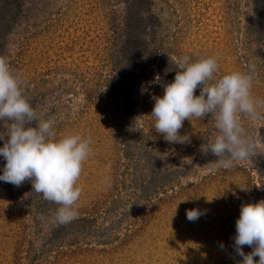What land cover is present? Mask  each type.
<instances>
[{
    "label": "rangeland",
    "instance_id": "obj_1",
    "mask_svg": "<svg viewBox=\"0 0 264 264\" xmlns=\"http://www.w3.org/2000/svg\"><path fill=\"white\" fill-rule=\"evenodd\" d=\"M144 1L145 26L138 35L145 48L136 63L121 50L131 45L123 0H23L1 57L19 74L34 110L54 121L57 137H90L91 154L77 181L82 192L74 224L60 227L59 205L32 191L30 182L15 187L0 181V264H238L242 259L233 249L240 205L264 199V172L256 166L264 152L259 138L264 109L256 120L241 114L252 155L228 169L214 156L194 160L201 144L217 134L210 116L185 120L180 134L189 135L190 143L173 144L155 132L150 113L151 96L164 91L155 82L161 52L173 60L214 56L218 75H252L251 94L264 100V34L257 32L258 24H249L253 0ZM119 71L127 76L122 89L131 99V125L114 84ZM5 163L0 157V174ZM193 208L204 214L189 221L186 211Z\"/></svg>",
    "mask_w": 264,
    "mask_h": 264
},
{
    "label": "clouds",
    "instance_id": "obj_2",
    "mask_svg": "<svg viewBox=\"0 0 264 264\" xmlns=\"http://www.w3.org/2000/svg\"><path fill=\"white\" fill-rule=\"evenodd\" d=\"M172 63L175 76L171 82L155 78L164 90L163 95L151 96L155 132L169 143L187 144L189 135L180 134L183 122L210 116L217 134L201 144V152L211 153L225 169L235 161L248 160L252 142L240 123L241 114L256 120L260 116L258 109H264V100L251 94L253 76L239 71L218 75L214 56L196 60L183 56ZM22 84L19 74H13L6 59L0 57V122L4 127L0 131V157L6 161L0 181L15 187L30 182L32 191L59 205L58 223L70 224L79 215L74 207L82 192L77 181L91 154V138L72 133L57 137L54 121L34 110L23 95ZM203 214L198 208L186 211L189 221ZM233 239V249L242 257L238 264H264V199L241 203ZM245 246L252 251L246 253ZM220 248H224L223 243Z\"/></svg>",
    "mask_w": 264,
    "mask_h": 264
},
{
    "label": "trees",
    "instance_id": "obj_3",
    "mask_svg": "<svg viewBox=\"0 0 264 264\" xmlns=\"http://www.w3.org/2000/svg\"><path fill=\"white\" fill-rule=\"evenodd\" d=\"M126 3L128 12H127V26L129 27L128 34H131L129 37V41L131 42L130 47L126 46V48H122L121 50L128 56V60L136 63H139L141 58V52L143 48H145L144 42H140L141 39L139 30L141 26H145V22H143V8H144V0H123ZM254 4V17L249 20V24L257 25L259 34H264V0H253ZM23 0H0V57L1 51L4 44V37L13 26L15 21L18 19L22 12ZM173 58L170 54L162 53L159 55L156 61V70L157 74L161 79V82H171L175 76V69L173 68L175 65L172 63ZM172 68L173 70L168 71V69ZM125 72H118L115 75L114 84L115 86L122 91V96H124L125 100L121 105V113L128 124H133L134 118L132 116V105L131 99L125 89H122V84L127 81L125 78ZM127 77V76H126ZM260 140L264 141V128L261 129V136H259ZM211 153L205 155L202 152H199L195 155L194 160L201 159L202 161H209L213 157ZM256 166L259 172H264V152L260 153L256 159ZM150 171L152 172V176L154 174L153 167H150ZM76 220V219H75ZM75 220L71 222V224L75 223ZM59 224V223H58ZM59 226H64L59 224ZM60 227H56L54 229H59Z\"/></svg>",
    "mask_w": 264,
    "mask_h": 264
}]
</instances>
